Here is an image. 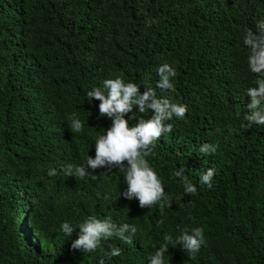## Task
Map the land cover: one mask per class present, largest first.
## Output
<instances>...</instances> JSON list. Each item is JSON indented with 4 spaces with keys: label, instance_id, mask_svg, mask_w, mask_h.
Instances as JSON below:
<instances>
[{
    "label": "trees",
    "instance_id": "16d2710c",
    "mask_svg": "<svg viewBox=\"0 0 264 264\" xmlns=\"http://www.w3.org/2000/svg\"><path fill=\"white\" fill-rule=\"evenodd\" d=\"M262 1L0 0V264H149L165 235L196 227L204 229L200 250L170 243L165 264H264V125L244 126L257 77L239 41L251 6L264 17V5L255 7ZM164 63L177 74L174 89L161 91ZM117 76L188 108L166 121L172 132L147 157L172 198L163 209L125 199L119 169L89 168L83 179L63 171L95 158V139L111 120L98 118L100 102L87 93ZM73 114L81 133L70 129ZM151 115L134 108L125 119ZM205 143L217 152L202 154ZM181 168L195 194L174 176ZM210 168L209 188L200 177ZM89 216L137 232L131 243L112 237L95 252L75 250ZM110 245L119 256L106 255Z\"/></svg>",
    "mask_w": 264,
    "mask_h": 264
},
{
    "label": "clouds",
    "instance_id": "9594fccd",
    "mask_svg": "<svg viewBox=\"0 0 264 264\" xmlns=\"http://www.w3.org/2000/svg\"><path fill=\"white\" fill-rule=\"evenodd\" d=\"M263 5L264 0L255 7L260 12ZM252 9L251 6L243 17L242 21L248 28L243 29L239 36L242 47L249 50L246 59L248 70L257 77L256 87H248L246 91L251 98V103L247 106L250 114L244 116L248 122L244 125L246 128H251L253 124L264 125V17L257 19L251 14ZM156 71L160 78L156 87L161 91L174 89L170 79L176 76V70L170 64L164 63ZM87 96L100 102L98 118L106 116L111 120V125L95 139V158L88 155L84 164L67 165L63 168L65 175H75L83 179L91 174L89 168L93 171L106 169L105 174L114 168L119 169L124 174L123 178L127 184V189L122 193L125 199H137L141 208L152 207L158 202L161 209L170 205L172 198L165 193L162 181L150 166L147 157L152 154L155 142L163 134L172 132L173 125L166 121L172 120L173 117L185 118L187 106L173 103L167 98H158L156 91L150 87H146L141 93L139 85L125 83L120 76L104 80L103 90L93 88ZM134 108L141 114L150 111L152 115L148 119L140 118L137 123L130 125L129 120L133 117L130 116L128 119L125 117L133 113ZM70 129L74 133L84 131L83 122L75 114L70 117ZM199 151L204 155L215 154L217 146L205 143L200 146ZM48 175L55 176V170H49ZM213 175L214 170L210 168L201 175L200 183L210 188ZM174 176L181 179L186 194L197 192L196 186L184 175L183 168L175 171ZM61 229L67 236L74 232L68 222L62 223ZM78 229L77 239L73 241L72 248L85 253L95 252L102 246V241L112 237L124 243H131L132 235L137 232L135 226L128 224L118 226L113 223L111 217L100 219L95 216L87 217L78 225ZM129 232L131 235L127 234ZM170 243L174 246L178 244L182 246V250L195 254L205 244L204 229L196 227L190 232L185 230L175 239L165 235L164 243L149 257V264H165L164 255L168 252ZM106 255L119 256L120 248L110 245ZM99 264H105L104 259H101Z\"/></svg>",
    "mask_w": 264,
    "mask_h": 264
}]
</instances>
